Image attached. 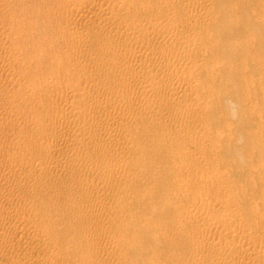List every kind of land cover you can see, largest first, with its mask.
Instances as JSON below:
<instances>
[{"label": "bare ground", "instance_id": "bare-ground-1", "mask_svg": "<svg viewBox=\"0 0 264 264\" xmlns=\"http://www.w3.org/2000/svg\"><path fill=\"white\" fill-rule=\"evenodd\" d=\"M263 52L264 0H0V264H264Z\"/></svg>", "mask_w": 264, "mask_h": 264}, {"label": "rangeland", "instance_id": "rangeland-1", "mask_svg": "<svg viewBox=\"0 0 264 264\" xmlns=\"http://www.w3.org/2000/svg\"><path fill=\"white\" fill-rule=\"evenodd\" d=\"M249 3H251V2H249ZM244 6H246V4L244 3ZM234 19H232V21H233ZM262 55L264 56V52L261 54V60H262V62H263V64H264V57H262ZM260 68L261 69H263L264 70V65L263 66H260ZM248 69V68H247ZM251 69H253V68H251ZM257 73H259L257 70H256V72H254L253 74H254V76H255V78H253L251 81H249L246 85L248 86V87H253V90H258L259 88H262L263 90H264V75H261L262 76V78L261 79H258L257 78ZM229 87V86H228ZM231 92V90L228 88V91L226 92V93H230ZM231 102H234V104H235V106L237 107L239 104H237L236 105V103H237V101L235 102V101H233V99H232V97H226V100H225V97H224V100L221 102V107H222V110L224 111V115H226V116H221V118L222 119H218L219 121H221L222 123H220L221 125L223 124V122L225 121L226 122V120H227V115H231V116H228V118L230 117V119H229V121L227 122V125L228 124H230L231 123V125H229L228 127H230V126H232V128L230 127V130H229V128H226V126L225 127H222L221 125H219V124H216V123H218V121H216V119H215V122H212V124H216L215 126L214 125H212L213 126V128H217V130H220V131H224V129H227L225 132H229L230 133V131H231V135L232 136H234L233 137V141L232 142H229V143H227V142H225L226 144H224L223 142H224V140H223V142H221V145H222V148L219 150V155H221V157H223V160H224V157L226 156V154L224 153V151L225 152H227V156L229 155V156H231L232 155V157L233 158H235V159H233V158H231V160H230V157L228 158V160H229V163H230V165L229 166H231V163L233 164L234 163V165L233 166H231V171H232V173H231V171H230V175H229V180H230V183H231V181H232V183L234 184V186H236L237 187V189H238V191L240 192V191H242V192H248V193H250V192H252V190L250 189V188H247L246 187V190L244 189V190H240V187H244L245 188V186H246V184L244 183V185L242 184L243 183V178H245L246 179V177H243V176H245L247 173H246V169H247V167L250 165H248V160H246L247 158L246 157H244V155L243 156H240L239 155V157L240 158H242L243 159V161L242 162H244V161H247V162H244V164L243 163H241V160H237L236 161V159H238V157H235V155H237V154H241L242 152H240V151H244V149L243 148H245L244 146H246L245 145V143H244V145H243V142H245V140H242L244 137H245V139H247L246 138V136H245V129L247 128V127H245V123L243 122L244 121V119H246V117L248 116H246V110H241L242 111V113L240 112V109H237L234 105H233V103H231ZM230 106H232V109H231V107ZM262 106H264V105H262ZM236 108V111L238 112H236V113H234V109ZM239 108V107H238ZM243 109V108H242ZM259 109H261V107L259 108ZM221 110V111H222ZM228 110H232L233 111V113H232V111L230 112H227V113H230V114H226V112L225 111H228ZM222 111V112H223ZM236 114V115H235ZM241 114V116H242V118H243V121H241L240 122V120H242L241 118H239V115ZM244 114V115H243ZM247 114H248V112H247ZM235 116V117H234ZM246 116V117H245ZM264 116V113L261 115V118ZM225 118V120L223 121V119ZM248 120H250V117L248 116ZM247 120V119H246ZM213 121H214V119H213ZM251 121V120H250ZM250 121H248V123H247V126L249 127L250 125H251V127H249V130H250V128L251 129H253V131H254V128H255V124L254 125H252V123L250 122ZM250 122V123H249ZM262 123L264 124V121H262ZM256 124H258V122L256 123ZM244 125V126H243ZM217 126H220L219 128L217 127ZM242 128L244 129V131L242 130ZM234 131V132H233ZM242 132V133H241ZM243 132H244V135H243ZM252 132V131H251ZM243 135V136H242ZM249 139V138H248ZM247 139V141H249ZM257 141V143L259 142V140H256ZM234 142V143H233ZM256 143V146H258V144ZM228 144V145H227ZM232 144H233V149H235V150H233L232 149ZM247 144V143H246ZM227 145V146H226ZM243 145V146H242ZM225 146L227 147V148H225ZM235 147V148H234ZM242 147V148H241ZM260 147V146H259ZM258 147V148H259ZM225 148V149H224ZM232 149L234 152H232L231 153V149L230 150H227V149ZM237 148H240L239 150L240 151H238V149ZM237 149V150H236ZM246 149V148H245ZM240 152V153H238V152ZM230 152V154H228ZM237 153V154H233V153ZM245 152V151H244ZM224 154H225V156H224ZM243 154H245V153H243ZM217 155V154H216ZM216 155H214L213 157H216ZM219 155H217V157L219 156ZM234 155V156H233ZM258 156V154H255V156H254V158L253 159H255V158H257V156ZM227 156H226V162H225V160L224 161H221V157L219 158V161H221L220 163H222V164H226L228 161H227ZM259 157V156H258ZM239 158V159H240ZM218 159V158H217ZM232 159L234 160V162L232 161ZM230 161H232V162H230ZM235 162H237L236 163V165L237 166H235ZM228 163V164H229ZM245 163H247V165L245 164ZM238 165L240 166L241 165V169L239 170V168H238ZM244 165H246V167H243ZM235 167H237L236 169H238V171L237 170H235ZM243 167V168H242ZM232 168H233V170H232ZM252 168V167H251ZM245 169V170H244ZM244 170V171H243ZM252 170V169H251ZM240 171V172H239ZM247 171L250 173L251 171H249V168L247 169ZM254 171H256V172H254ZM254 171H252L251 173H250V176H251V174H253V172L255 173V176L257 175L258 176V174H259V172H257V169L255 170L254 169ZM239 172V173H238ZM243 174V173H245V174H243V175H241V174ZM248 173V174H249ZM258 173V174H257ZM238 174H239V177H238ZM232 175V176H231ZM234 175V176H233ZM252 176H254V174L252 175ZM254 176V177H255ZM241 177H243V178H241ZM233 178V179H232ZM239 178H241V179H239ZM259 178V176L258 177H256V178H254L255 180L256 179H258ZM232 179V180H231ZM235 179V180H234ZM232 185V184H231ZM240 185V186H239ZM241 185H243V186H241ZM234 186H232V187H234ZM259 186V185H258ZM239 187V188H238ZM257 187V186H256ZM255 187V190L257 189V188H259L260 189V186L259 187H257L256 188ZM241 188V189H242ZM234 190H235V188H233ZM258 190V189H257ZM242 192H240V193H242ZM246 192H245V194H246ZM247 193V194H248ZM240 195V194H239ZM240 196H246V195H244V193H242ZM252 197V196H251ZM240 202V200H237V204ZM243 209H248V206H244L243 207Z\"/></svg>", "mask_w": 264, "mask_h": 264}]
</instances>
